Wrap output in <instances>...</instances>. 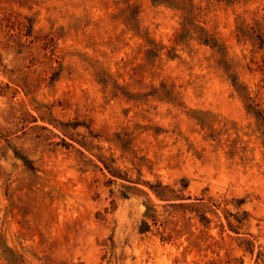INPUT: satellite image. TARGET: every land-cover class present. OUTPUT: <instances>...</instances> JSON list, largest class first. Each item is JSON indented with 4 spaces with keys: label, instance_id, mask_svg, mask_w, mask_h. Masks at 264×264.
Listing matches in <instances>:
<instances>
[{
    "label": "rangeland",
    "instance_id": "374dc122",
    "mask_svg": "<svg viewBox=\"0 0 264 264\" xmlns=\"http://www.w3.org/2000/svg\"><path fill=\"white\" fill-rule=\"evenodd\" d=\"M0 264H264V0H0Z\"/></svg>",
    "mask_w": 264,
    "mask_h": 264
}]
</instances>
